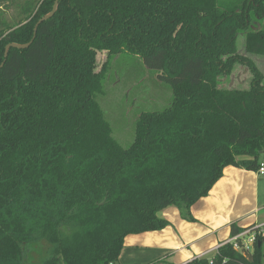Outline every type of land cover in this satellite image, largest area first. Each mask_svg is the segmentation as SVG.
<instances>
[{
	"label": "trees",
	"instance_id": "16d2710c",
	"mask_svg": "<svg viewBox=\"0 0 264 264\" xmlns=\"http://www.w3.org/2000/svg\"><path fill=\"white\" fill-rule=\"evenodd\" d=\"M6 3L19 19H3ZM262 21L264 0H0V264H117L126 236L168 226L162 211L194 221L225 167L256 172L264 79L235 40L245 31L246 53L264 55ZM121 54L172 92L137 114L126 146L99 98ZM237 64L247 89L222 81ZM187 264H264V234Z\"/></svg>",
	"mask_w": 264,
	"mask_h": 264
},
{
	"label": "crops",
	"instance_id": "0c3cea01",
	"mask_svg": "<svg viewBox=\"0 0 264 264\" xmlns=\"http://www.w3.org/2000/svg\"><path fill=\"white\" fill-rule=\"evenodd\" d=\"M263 209L264 176L225 167L209 194L191 206L194 221L183 219L176 208L162 211L168 226L126 236L117 264H187L213 256L231 238L232 225L248 228L264 223L259 220Z\"/></svg>",
	"mask_w": 264,
	"mask_h": 264
},
{
	"label": "rangeland",
	"instance_id": "374dc122",
	"mask_svg": "<svg viewBox=\"0 0 264 264\" xmlns=\"http://www.w3.org/2000/svg\"><path fill=\"white\" fill-rule=\"evenodd\" d=\"M6 3L4 20L12 21L18 11ZM253 22V21H252ZM264 28V21L261 22ZM244 32H239L235 40L236 53L247 56L261 72L264 79V55L248 54L244 50ZM107 59L105 51L96 55V69L99 71ZM245 67V68H243ZM107 81L104 94L99 97L106 118L113 128V136L124 146L128 145L133 136V122L139 112H155L164 109L170 102L172 92L168 84L158 80L154 71L147 69L141 59L130 54H121L109 61ZM252 74L246 66L234 65L231 73L222 81L229 88L247 89ZM264 162V156H262ZM255 174L256 172L253 171ZM262 187V184H261ZM264 221V209L259 214ZM33 257L36 253H32ZM208 255L207 258H211Z\"/></svg>",
	"mask_w": 264,
	"mask_h": 264
},
{
	"label": "built area",
	"instance_id": "2783aa9c",
	"mask_svg": "<svg viewBox=\"0 0 264 264\" xmlns=\"http://www.w3.org/2000/svg\"><path fill=\"white\" fill-rule=\"evenodd\" d=\"M256 174L259 176H264V162L262 161L256 171ZM264 234V223L262 224H253L250 227L246 228L244 231L237 233L234 236H231L228 241L223 243L232 245L235 251L242 250H252L256 238L258 235Z\"/></svg>",
	"mask_w": 264,
	"mask_h": 264
},
{
	"label": "water",
	"instance_id": "95a60500",
	"mask_svg": "<svg viewBox=\"0 0 264 264\" xmlns=\"http://www.w3.org/2000/svg\"><path fill=\"white\" fill-rule=\"evenodd\" d=\"M56 8H57V1L55 2L52 11H51L47 16H45V17H43L42 19H40V20L37 22V24L35 25V27H34V33H33V38H34V36H35V34H36V30H37L38 25H39L41 22H43V21H45L46 19H48V18H50L51 16H53V15L55 14V12H56ZM31 42H32V41H31ZM31 42L28 43V44H25V45H17V44H13V43H12V44H8V45L5 47L4 57H5V58L7 57V53H8V50H9L10 48L24 49V48H27V47L31 44ZM1 66H2V64L0 65V67H1Z\"/></svg>",
	"mask_w": 264,
	"mask_h": 264
}]
</instances>
